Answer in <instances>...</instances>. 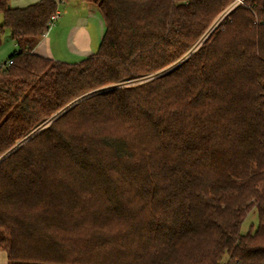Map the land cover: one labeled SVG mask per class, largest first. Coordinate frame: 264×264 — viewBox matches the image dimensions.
Wrapping results in <instances>:
<instances>
[{
  "label": "trees",
  "instance_id": "trees-1",
  "mask_svg": "<svg viewBox=\"0 0 264 264\" xmlns=\"http://www.w3.org/2000/svg\"><path fill=\"white\" fill-rule=\"evenodd\" d=\"M65 1L0 0L5 264H264V0H82L75 63L33 52Z\"/></svg>",
  "mask_w": 264,
  "mask_h": 264
},
{
  "label": "crops",
  "instance_id": "crops-1",
  "mask_svg": "<svg viewBox=\"0 0 264 264\" xmlns=\"http://www.w3.org/2000/svg\"><path fill=\"white\" fill-rule=\"evenodd\" d=\"M38 1L9 0V5L12 8H24ZM70 2L74 4L71 5ZM84 4L87 8H83ZM57 17L52 28L33 49L35 54L75 63L97 51L104 24L95 8L82 0H66L58 4ZM5 263V254L0 252V264Z\"/></svg>",
  "mask_w": 264,
  "mask_h": 264
},
{
  "label": "rangeland",
  "instance_id": "rangeland-1",
  "mask_svg": "<svg viewBox=\"0 0 264 264\" xmlns=\"http://www.w3.org/2000/svg\"><path fill=\"white\" fill-rule=\"evenodd\" d=\"M241 2H242V0H234L233 3L231 4V7L233 8L235 5H237ZM70 4L72 5V4H74V2H70ZM84 5H83L84 6L83 8H87V5L86 4H84ZM1 17L2 16L0 15V24L2 23ZM219 21L215 26H217L219 24ZM54 23L55 22L52 23L49 30L52 28ZM0 40H1V43H0V67H1L6 62L7 57L13 51H15L17 48H16L14 42L11 41L9 31L7 29H5L4 32L0 35ZM64 61L69 62L71 60H69V61L64 60ZM257 223H258L257 215H256L255 210L253 209L247 214L246 218L244 219L242 226H241V229H240L241 233L245 234L248 231H254L257 227Z\"/></svg>",
  "mask_w": 264,
  "mask_h": 264
},
{
  "label": "built area",
  "instance_id": "built-area-1",
  "mask_svg": "<svg viewBox=\"0 0 264 264\" xmlns=\"http://www.w3.org/2000/svg\"><path fill=\"white\" fill-rule=\"evenodd\" d=\"M56 18H57V14H53L52 16H51V22H54L55 20H56ZM11 62H9V64H10Z\"/></svg>",
  "mask_w": 264,
  "mask_h": 264
}]
</instances>
